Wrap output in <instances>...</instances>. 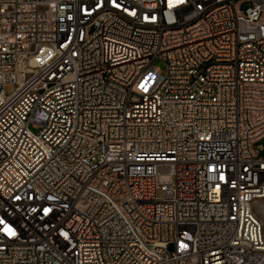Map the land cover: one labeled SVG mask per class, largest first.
I'll list each match as a JSON object with an SVG mask.
<instances>
[{
	"label": "built area",
	"instance_id": "2783aa9c",
	"mask_svg": "<svg viewBox=\"0 0 264 264\" xmlns=\"http://www.w3.org/2000/svg\"><path fill=\"white\" fill-rule=\"evenodd\" d=\"M262 138L264 0H0V264H264Z\"/></svg>",
	"mask_w": 264,
	"mask_h": 264
},
{
	"label": "rangeland",
	"instance_id": "374dc122",
	"mask_svg": "<svg viewBox=\"0 0 264 264\" xmlns=\"http://www.w3.org/2000/svg\"><path fill=\"white\" fill-rule=\"evenodd\" d=\"M152 66H154V67H158V69H159L162 73H163L164 70H165L164 63H163L162 61H160V60H157V59H155V60L152 62ZM14 90H15V85H14V84H11V85H9V87H7V88L5 89V92H6V94H10V93H12ZM259 144L262 146V149L259 150V155H260L261 157H264V138H262V139L259 141ZM157 195H158V196L161 195V191H160V189L157 190ZM263 220H264V217H263Z\"/></svg>",
	"mask_w": 264,
	"mask_h": 264
},
{
	"label": "bare ground",
	"instance_id": "6f19581e",
	"mask_svg": "<svg viewBox=\"0 0 264 264\" xmlns=\"http://www.w3.org/2000/svg\"><path fill=\"white\" fill-rule=\"evenodd\" d=\"M257 213H258V216H259V218L262 220L263 225H264V220H263V217H264V209L262 208L261 205H259V206L257 207Z\"/></svg>",
	"mask_w": 264,
	"mask_h": 264
},
{
	"label": "snow or ice",
	"instance_id": "6c2138e0",
	"mask_svg": "<svg viewBox=\"0 0 264 264\" xmlns=\"http://www.w3.org/2000/svg\"><path fill=\"white\" fill-rule=\"evenodd\" d=\"M9 232H11V230H9Z\"/></svg>",
	"mask_w": 264,
	"mask_h": 264
}]
</instances>
